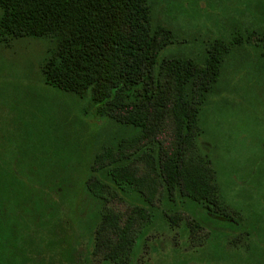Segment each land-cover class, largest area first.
Segmentation results:
<instances>
[{
    "label": "rangeland",
    "instance_id": "rangeland-1",
    "mask_svg": "<svg viewBox=\"0 0 264 264\" xmlns=\"http://www.w3.org/2000/svg\"><path fill=\"white\" fill-rule=\"evenodd\" d=\"M151 5L152 25L174 31L161 58L202 59L216 39L255 35L227 59L201 113L200 137L216 169L221 200L252 229H233L215 222L201 205L162 197L151 220L137 223L132 264H220L219 246L237 259L225 264H264V215L251 212L264 198V40L256 42L264 36V0H151ZM53 47L44 37L0 41V189L13 182L20 192L43 197L44 205H25L36 209L24 214L27 240L21 244L29 264H105L92 253L100 206L85 184L96 153L131 129L100 115L90 91L80 96L45 82L42 63ZM113 201L123 212L139 203L133 194ZM37 215L42 221L32 224ZM248 231L259 234L247 236Z\"/></svg>",
    "mask_w": 264,
    "mask_h": 264
},
{
    "label": "trees",
    "instance_id": "trees-1",
    "mask_svg": "<svg viewBox=\"0 0 264 264\" xmlns=\"http://www.w3.org/2000/svg\"><path fill=\"white\" fill-rule=\"evenodd\" d=\"M0 10L1 42L44 37L54 43L42 63L47 84L80 96L90 91L100 115L131 129L96 153L86 180L100 206L93 255L105 264H132L137 223L151 220L162 197L178 196L215 214L220 190L200 144L201 113L229 56L255 35L216 39L202 59L161 58L174 31L152 25L151 0H0ZM12 183L0 189V264H29L24 214L36 209L25 205L44 200ZM131 194L139 203L130 211L113 206ZM39 221L42 215L31 223Z\"/></svg>",
    "mask_w": 264,
    "mask_h": 264
},
{
    "label": "flooded vegetation",
    "instance_id": "flooded-vegetation-1",
    "mask_svg": "<svg viewBox=\"0 0 264 264\" xmlns=\"http://www.w3.org/2000/svg\"><path fill=\"white\" fill-rule=\"evenodd\" d=\"M236 192H237V190L234 191V194H235L234 198L237 200L238 195L236 196ZM256 192H257V190H256ZM260 197L261 196H259V198ZM220 199H221V194H220ZM258 201H259V203H258ZM220 204H222V207L220 206ZM216 207H217V209H216L215 214H213L212 216H209L215 222L220 223V224L223 223L227 226H230L233 229L234 228L235 229L241 228V230H243L245 228H248L249 230L252 229L251 228L252 225L251 226H243L239 219L234 217L233 214L229 213V209H228L227 205L225 203H223L222 200L217 202ZM251 209H252L251 212L256 211V214H261V216L264 215V198L256 200L254 202V205H252ZM253 214L254 213H252V215ZM246 234H247V236H253L254 237V236H257L259 233L257 234L256 232L248 231ZM219 245H221V241H220ZM221 256H224V257H221ZM229 256H232V254L224 252V249L222 247L219 246V248H216L215 257H216L217 262H220V264H225V262H229V261H231V263L237 261V259L236 258L234 259L233 256L232 257H229ZM238 263H240V262H238Z\"/></svg>",
    "mask_w": 264,
    "mask_h": 264
}]
</instances>
